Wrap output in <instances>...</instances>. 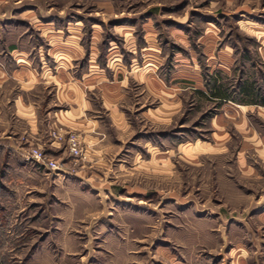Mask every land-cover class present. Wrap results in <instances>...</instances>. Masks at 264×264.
Segmentation results:
<instances>
[{
  "label": "rangeland",
  "instance_id": "rangeland-1",
  "mask_svg": "<svg viewBox=\"0 0 264 264\" xmlns=\"http://www.w3.org/2000/svg\"><path fill=\"white\" fill-rule=\"evenodd\" d=\"M20 53L69 67L102 141L44 125L59 175L0 157V264H264V157L245 151L244 178L241 110L202 94L264 86V0H0V59Z\"/></svg>",
  "mask_w": 264,
  "mask_h": 264
},
{
  "label": "crops",
  "instance_id": "crops-1",
  "mask_svg": "<svg viewBox=\"0 0 264 264\" xmlns=\"http://www.w3.org/2000/svg\"><path fill=\"white\" fill-rule=\"evenodd\" d=\"M13 51H16L15 48ZM11 56V64L5 62V59H0V157L8 160L6 169H43L33 163H26L24 155L33 145L48 152L56 150L54 142L48 148L49 140L44 137V125L48 127L47 134L54 128V124H58L79 129L85 133V140L91 144L102 141L99 136L92 134L96 130L97 120L87 116L90 101L86 98L81 80H75L69 67L64 69L59 63V67H56L58 70L54 71L41 61L40 67L37 68L21 53ZM42 86L53 91L51 102L48 108L46 107L48 111L43 116L45 123L40 117L39 101L35 99V92ZM229 104H234L241 110L239 125L244 140L240 150V165L243 169H239V172L244 178L259 180L258 170L249 167L245 151L253 150L264 157V138L262 139V133L252 122H249L247 112L253 108L264 120V106L228 101L222 107ZM214 125L217 127L216 139L228 140L229 133L225 130L224 121L216 119Z\"/></svg>",
  "mask_w": 264,
  "mask_h": 264
},
{
  "label": "trees",
  "instance_id": "trees-1",
  "mask_svg": "<svg viewBox=\"0 0 264 264\" xmlns=\"http://www.w3.org/2000/svg\"><path fill=\"white\" fill-rule=\"evenodd\" d=\"M208 92L202 94L212 101H216V107L222 106L228 101L239 104H255L264 106V86L260 87L253 81H246L238 90H230L226 83L219 77H212L211 83L206 81Z\"/></svg>",
  "mask_w": 264,
  "mask_h": 264
},
{
  "label": "built area",
  "instance_id": "built-area-1",
  "mask_svg": "<svg viewBox=\"0 0 264 264\" xmlns=\"http://www.w3.org/2000/svg\"><path fill=\"white\" fill-rule=\"evenodd\" d=\"M52 136L56 140H64V136L60 133H57L56 131H53ZM66 144L71 155L76 158L83 156L81 142L75 133L69 135V137L66 139ZM24 160L28 163L38 165L48 172L56 173L57 175H59L61 172L58 162L38 146L27 150L24 155Z\"/></svg>",
  "mask_w": 264,
  "mask_h": 264
}]
</instances>
